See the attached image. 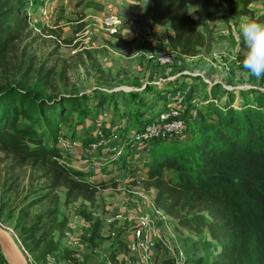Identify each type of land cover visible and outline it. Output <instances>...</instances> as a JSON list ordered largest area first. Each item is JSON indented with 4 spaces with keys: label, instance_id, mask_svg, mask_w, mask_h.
I'll list each match as a JSON object with an SVG mask.
<instances>
[{
    "label": "rangeland",
    "instance_id": "1",
    "mask_svg": "<svg viewBox=\"0 0 264 264\" xmlns=\"http://www.w3.org/2000/svg\"><path fill=\"white\" fill-rule=\"evenodd\" d=\"M46 2L47 14L40 12L41 16L33 15L38 12L36 3L29 6L32 30L10 46L0 82L31 87L54 98L88 97L85 109H73L60 124L58 145L68 164L87 167L90 175L85 179L96 185V193L91 200L68 199L67 188L53 184L48 165L21 162L0 151V222L13 232L30 264L51 237L56 248L38 264H143L129 245L134 241L133 227L153 218L154 203L167 220L157 218L144 226L152 235V259L161 264L177 255L182 264H196L198 259L211 263L221 243L212 238L207 222L197 218L211 220L207 210L183 212L192 221L184 226L158 205L148 172H142L141 180L119 181L117 177L124 176L110 156L97 153L87 166L83 160L100 130H135L152 120L167 100L188 112L186 129L192 134L202 117L217 120L215 109L202 105L203 81L230 90L236 107L258 102L254 91H264V77L257 79L243 68L239 24L242 17L264 13V0L253 2L244 14L231 13L219 0L192 4L189 13L200 21L208 39L196 55L181 54L170 45L167 26L153 23L151 0ZM110 14L122 21L119 33H109L103 24ZM163 50L171 55L168 63L160 60ZM165 174L169 178L174 172ZM0 253L5 258L1 246Z\"/></svg>",
    "mask_w": 264,
    "mask_h": 264
},
{
    "label": "trees",
    "instance_id": "2",
    "mask_svg": "<svg viewBox=\"0 0 264 264\" xmlns=\"http://www.w3.org/2000/svg\"><path fill=\"white\" fill-rule=\"evenodd\" d=\"M151 1L153 23L167 26L168 42L175 50L196 55L206 46L207 36L189 7L215 0ZM219 1L231 13L244 14L257 0ZM27 3L0 0V73L10 46L32 30ZM203 82L202 105L215 109L217 120L202 117L194 134L185 140H156L150 149L149 184L157 189L158 205L184 226L189 227L192 221L183 212L208 211L211 220L202 215L197 218L207 222L212 238L221 243L208 264H264V91H254L258 102L236 107L230 90L220 83ZM191 88L190 95L194 86ZM87 98H54L31 87L0 82V151L15 155L21 162L48 165L53 184L65 186L68 199L73 200L93 199L96 185L85 179V171L63 158L58 134L60 124L67 121L73 109H85ZM219 100L221 104L216 103ZM171 104L173 101L167 100L150 119ZM168 170L174 172L173 177H166ZM55 243L51 237L42 251L44 257L35 261H42L47 252L55 250ZM195 263L206 264L203 259ZM161 264L176 261L168 258Z\"/></svg>",
    "mask_w": 264,
    "mask_h": 264
},
{
    "label": "built area",
    "instance_id": "3",
    "mask_svg": "<svg viewBox=\"0 0 264 264\" xmlns=\"http://www.w3.org/2000/svg\"><path fill=\"white\" fill-rule=\"evenodd\" d=\"M28 1V7L33 4L32 0ZM52 1V0H51ZM40 12L47 14L46 10V0H38ZM49 3V2H48ZM30 9V8H29ZM103 24L107 31L111 34L119 33L122 25L121 19L117 15H107L104 17ZM160 60L163 63H168L171 60V55H168L164 50L162 51ZM187 114V115H186ZM198 110H194V116L197 117ZM188 112H186L180 106H171L169 109L161 112L159 115L155 116L152 120L144 121L136 129H125L116 128L114 131H110L109 128L100 130L96 139L90 143L87 150L85 151V165L87 166L97 153L101 156L108 155L111 157V162L115 165L118 172L121 171L124 177H117L119 181L122 178L133 180L143 179L142 172L146 174L149 171L148 162L150 160V149L156 140L161 139H183L185 140L186 134L188 138L192 136L190 131H187L188 123ZM73 166V165H72ZM129 167V172L126 175L125 170ZM74 167V166H73ZM122 168L119 170L118 168ZM75 168V167H74ZM86 168V169H85ZM131 169V170H130ZM86 172L89 176L87 167L81 169ZM154 211L153 220L149 217V220L143 221L138 224L135 228L133 227V242L129 245V250L133 255H140V261L144 264H157L155 260L152 259V248L153 241L151 239L152 235L146 233L144 226H149L151 222H156L157 218H165L167 220V215H164L163 211L159 209L154 203L150 207ZM175 256L176 264H182L178 260L179 256ZM173 258V257H172ZM174 259V258H173ZM31 264H38L37 261H32Z\"/></svg>",
    "mask_w": 264,
    "mask_h": 264
},
{
    "label": "clouds",
    "instance_id": "4",
    "mask_svg": "<svg viewBox=\"0 0 264 264\" xmlns=\"http://www.w3.org/2000/svg\"><path fill=\"white\" fill-rule=\"evenodd\" d=\"M194 10L191 9V11ZM262 16L264 13L256 17H242L239 24L243 44L242 65L257 79L264 77V19H261Z\"/></svg>",
    "mask_w": 264,
    "mask_h": 264
},
{
    "label": "water",
    "instance_id": "5",
    "mask_svg": "<svg viewBox=\"0 0 264 264\" xmlns=\"http://www.w3.org/2000/svg\"><path fill=\"white\" fill-rule=\"evenodd\" d=\"M0 246L9 264H30L29 258L13 232L0 222Z\"/></svg>",
    "mask_w": 264,
    "mask_h": 264
},
{
    "label": "crops",
    "instance_id": "6",
    "mask_svg": "<svg viewBox=\"0 0 264 264\" xmlns=\"http://www.w3.org/2000/svg\"><path fill=\"white\" fill-rule=\"evenodd\" d=\"M32 1H33V4H35V3L37 4V11H38V12L34 13L33 15H37L40 13L39 3L37 2L38 0H32ZM0 264H8V261L6 260V258L2 257L1 253H0Z\"/></svg>",
    "mask_w": 264,
    "mask_h": 264
}]
</instances>
